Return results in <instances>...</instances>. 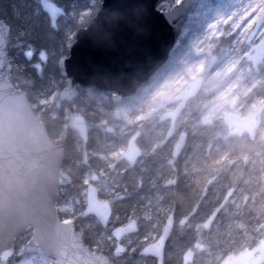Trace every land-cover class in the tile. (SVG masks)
Segmentation results:
<instances>
[{"label": "trees", "instance_id": "16d2710c", "mask_svg": "<svg viewBox=\"0 0 264 264\" xmlns=\"http://www.w3.org/2000/svg\"><path fill=\"white\" fill-rule=\"evenodd\" d=\"M53 1L65 11L55 26L42 11L39 0H0V17L8 24L11 34L7 45L11 65L8 77L26 92L50 138L55 143L64 145L63 168L70 174L71 182L61 187L59 194L79 201L74 206L77 214L59 211L60 216L73 217L85 244L92 250L105 253L115 264H156L154 258L141 257L138 251L159 234L170 212L175 217L187 215L195 204V211L190 215L188 223L173 229L166 244L163 264H183L184 252L195 242L202 244L203 248L195 250L193 264H217L225 254L256 244L264 230V180L259 174L261 168L257 167L252 183L247 165L242 160L237 162L236 169L222 172L220 176L215 165L219 157L217 151L220 149V132L214 123L204 125L203 138L199 132L195 134L192 155L178 165L180 172L172 186L165 185V180L172 171L167 163L169 150L162 149L163 147L152 150L166 129V124L158 123L154 114L148 119L142 118L131 127L130 132L139 130L136 140L143 151L132 166L118 158L110 160L113 164L108 166L104 160L107 151L123 146L124 142L121 141L122 137H116L106 130V125L113 121L110 114L115 107L110 96H100L80 88L74 106L88 123L87 141H82L69 127L68 106L54 95L63 86L57 60L68 53L76 29L88 22L101 0ZM162 3L163 0L157 2L161 9ZM220 41L231 46L235 53L243 54L245 60L244 40L233 44L234 39L228 35L221 36ZM212 45V51L219 53L216 43ZM29 48L33 50L31 60L24 55ZM41 52L46 54L47 60L40 59L42 71L38 72L34 67V60ZM246 95L244 97L247 98ZM202 97H205V101L212 98L211 94ZM196 130H199V126H196ZM238 144L234 150L239 156L241 147ZM249 154L259 161L255 153ZM97 172H101L105 179L98 194L101 198H108L112 205L111 219L106 227L100 226L94 217H81L79 213L84 207L86 177ZM232 186L235 189L213 224L207 229H201L200 223ZM130 219L136 220L138 224V231L130 235L131 240L126 245V253L130 251L131 254L116 256L115 241L110 230ZM28 237L29 233L18 236L14 248L25 243Z\"/></svg>", "mask_w": 264, "mask_h": 264}, {"label": "water", "instance_id": "95a60500", "mask_svg": "<svg viewBox=\"0 0 264 264\" xmlns=\"http://www.w3.org/2000/svg\"><path fill=\"white\" fill-rule=\"evenodd\" d=\"M157 2L158 0H101L92 17L98 16L103 9L135 5L134 24L117 21L110 29L108 42H100L94 38L93 30L87 22L85 26L77 28L68 54L58 58L57 68L64 82L58 92V99L68 105L69 127L82 140H87L88 129L84 116L73 106L78 88L86 87L101 95H112V102L119 104L134 95L139 88L150 83L167 61L187 18L192 0H183L175 8L167 10L158 8ZM39 4L53 26L65 13L64 9L52 0H39ZM263 22L264 7L246 36V43L253 39ZM3 25L8 26L0 17V26ZM4 51L5 62L0 66V99L10 96L27 103L51 140L54 155L44 165V176L24 190L21 189L22 176L17 172V162L0 157V264H8V259L13 254L17 256L41 254L54 258V264H114L105 253L91 250L84 243L73 221L60 217L56 206L58 190L71 182L70 174L62 166L64 145L55 143L50 138L44 122L33 111L26 92L18 88L8 77L11 65L7 47ZM245 56L253 67L261 62L264 57V33L258 42L248 48ZM216 61L215 55L209 57L207 73L215 68ZM204 79L202 75L191 78L176 93L174 98L179 101L178 104L160 115V120L170 118L169 127L161 144L170 137L175 119L184 109L186 100L200 89ZM259 111L260 108L244 117L231 111L226 112L224 120L232 127L230 133L242 134L247 131L252 134L256 128V115ZM114 116L115 119H119L117 109L114 110ZM107 130L111 131L112 128L108 127ZM136 134L129 138L119 156L129 165H133L141 153L134 141ZM186 138L187 134L181 133L172 149L173 156L181 153ZM230 191L205 220V227H209L213 222ZM111 214L110 202L107 199H100L93 183L87 184L85 206L81 216H93L105 227ZM173 226L174 219L170 213L159 235L145 244L139 255L153 257L156 264H163L165 246ZM137 230V223L134 220L112 228L111 235L117 242L114 248L115 255L124 253L125 247L121 240ZM28 231L31 232L29 239L14 251L17 236ZM183 258L184 264L190 262L191 251H186ZM218 264H264V233L254 246L228 253Z\"/></svg>", "mask_w": 264, "mask_h": 264}, {"label": "rangeland", "instance_id": "374dc122", "mask_svg": "<svg viewBox=\"0 0 264 264\" xmlns=\"http://www.w3.org/2000/svg\"><path fill=\"white\" fill-rule=\"evenodd\" d=\"M182 1L163 0V9H172ZM263 6L264 0H192L187 18L164 66L155 74L150 83L115 106L119 110L121 120L110 123V126L114 128L112 134H116V137H122L121 141L124 142L123 146L104 154V160L108 166L113 164V161L118 158L120 152L124 149L127 138L133 133V131L130 132L132 126L142 118L148 119L153 114L158 118L160 115L156 111L158 106L165 109L169 106L168 104L171 102L173 95L189 79L199 74L206 75L205 69L208 58L214 54L212 51L214 45L212 44L216 43L219 53H215L218 56L215 69L209 76L207 75L203 84L204 94L213 92L211 94L212 98L206 101L208 113H205L204 116L210 117V113H218L225 106L233 103L239 94L244 95L247 93V84H249L247 78L251 75H247L248 72L245 71L248 62L243 60V54L235 53L232 51L231 46L222 43L220 37H227L232 34L233 44L245 39L247 29L251 26L252 19L249 21V16L254 11H259ZM263 30L264 28L260 29L252 42L260 37ZM39 57L40 53L34 60L35 65L40 64ZM249 80L253 85H256L259 84L260 78L254 75ZM57 94V91L54 92V95ZM258 104L259 101L256 100L253 104L241 110L247 112L255 109ZM110 117L113 118V111ZM110 139L115 140L111 137ZM95 174L97 175L95 179L89 174L86 177V183L94 182L100 185L105 180L101 172ZM78 201L79 199L59 194L58 211L66 214H77L78 212H76L74 206ZM68 216L64 219H73V217ZM10 262L9 264H54V259L41 254H26L17 259L12 257Z\"/></svg>", "mask_w": 264, "mask_h": 264}, {"label": "flooded vegetation", "instance_id": "af4514ba", "mask_svg": "<svg viewBox=\"0 0 264 264\" xmlns=\"http://www.w3.org/2000/svg\"><path fill=\"white\" fill-rule=\"evenodd\" d=\"M263 7L259 11H256V12L254 11L249 16V21L251 19L252 20H251V26L247 29L246 36L248 35L254 23L256 22ZM262 24L264 25V22ZM263 25L259 27L253 39L256 38V36L260 32V29L264 28ZM262 33L260 34V36L262 35ZM245 39L243 40L246 46V50H245L246 52L251 45L259 41L260 37L257 38L253 42H252L253 40L252 39L248 43H246ZM215 55L218 59L217 54ZM245 71L248 72L247 75L251 74L247 78L248 79L247 83L249 82V84L246 83L248 85V91L246 93L247 95L239 94L238 97L234 99L233 103L225 106V108L219 111L218 113L212 112L210 113L211 114L210 117H205L204 116L205 113H208V107H207L208 105L205 101V97H202V96H206L208 93H205V94L203 93V85H202V87L194 95L190 96L186 100L184 109L175 119L170 137L162 144H161V141L163 140L165 133L169 127L170 118L164 119L162 121H160L159 117L157 118L158 123L163 122L166 124V129H165L164 135L158 140L156 146H153L152 150L154 151L160 150L158 148H162V147H163L162 149L164 148L168 149L169 154L167 155V163H168V166L171 167L172 169L170 175L165 180V185L172 186L176 183L178 173L180 172L178 165L181 162H185L187 159H189V157L192 155V151L195 148V142L193 139L195 134L199 132L200 137L203 138L205 136L204 125L213 124V123L215 124L216 128L220 132L219 133L220 138L218 139V142L220 144V149H218L217 151L219 157L216 159V163H215L216 167L219 169L218 173H220V176L222 172L226 173L227 170L229 169H236L237 162L242 160V163L244 165L245 164L247 165L246 167L248 169V174L251 176L250 177L251 183L253 182V176L255 175V171L257 167L259 166L261 168V172H259V174L262 180H264V164L262 165V163H264V83H263L264 81V57L262 61L256 67H253L252 63L248 61V65ZM254 75H257L258 78H260L259 84L253 85L251 81L249 80V78L250 77L252 78V76ZM176 93L173 95L171 102L168 104L169 106L166 107L165 109L170 110V109H173L177 105L178 101L174 98ZM209 93L212 94L213 92H209ZM245 95L247 96V98L244 97ZM256 100L259 101V104L255 109L248 110L247 112H244L241 110L244 107H248V105L253 104ZM259 108H260V111L256 115V128L254 129L252 134H249L247 131H244L242 134L230 133V130L232 129V127H229L224 120V115L226 114V112L231 111V112L238 114V116L240 117H244L245 115L249 113L257 111ZM165 109L161 107L160 109H157V112H159L160 114ZM190 113H191V116L189 115ZM204 119H206V121H204ZM196 126H199L198 131L196 130ZM183 132L187 134L184 149L179 155L173 156L172 149L176 141L178 140L180 134ZM237 143H240L238 145L241 147V151H239L240 152L239 156L235 154V150H234V147ZM224 150L225 152L223 153L222 151ZM249 152L255 153L257 157L259 158V161H256L254 156H251ZM118 159L124 161V159H121V158H118ZM179 159H181L182 161H179ZM128 166H132V165H128ZM96 176L97 175L94 173V179ZM100 185L96 184L98 188L97 193H98V190L100 189ZM195 208H196V204H195V207L192 208L189 214L183 215L180 217H175L174 213L172 212L173 219H174L173 229H175L176 226L178 225L183 226L186 223H188V219L190 215L195 211ZM200 224H201V229L204 228L203 221ZM196 228L200 230L199 227H196ZM126 240L130 241L131 240L130 236L127 237ZM126 245H127V242H126ZM202 248L203 246L198 247V245L197 244L194 245V243L191 247L188 248L192 250V258H191V261L187 264H193L194 258H195V250H200ZM126 251H127V246H126ZM126 251H125V254H127L126 256H130L131 252L129 251L126 253Z\"/></svg>", "mask_w": 264, "mask_h": 264}, {"label": "clouds", "instance_id": "9594fccd", "mask_svg": "<svg viewBox=\"0 0 264 264\" xmlns=\"http://www.w3.org/2000/svg\"><path fill=\"white\" fill-rule=\"evenodd\" d=\"M135 5L103 9L88 18L94 38L108 42L117 21L135 22ZM54 155L52 143L27 103L15 97L0 99V157L16 161L24 190L45 174V163Z\"/></svg>", "mask_w": 264, "mask_h": 264}, {"label": "snow or ice", "instance_id": "6c2138e0", "mask_svg": "<svg viewBox=\"0 0 264 264\" xmlns=\"http://www.w3.org/2000/svg\"><path fill=\"white\" fill-rule=\"evenodd\" d=\"M24 33L22 32L21 35H23ZM11 38V34H10V30L8 28L7 25H3L0 26V66H3L4 62H5V51L4 49H6L8 42ZM24 55L31 60L32 56H33V50L31 48H29ZM40 59L42 61H46L47 60V56L44 52H41L40 54ZM34 67L36 68V70L42 71L41 65L40 64H36L34 65Z\"/></svg>", "mask_w": 264, "mask_h": 264}]
</instances>
